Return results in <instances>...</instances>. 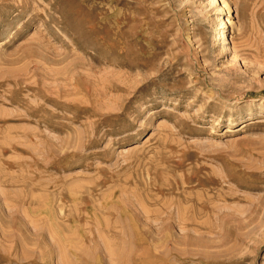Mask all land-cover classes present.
Returning a JSON list of instances; mask_svg holds the SVG:
<instances>
[{"label": "rangeland", "instance_id": "1", "mask_svg": "<svg viewBox=\"0 0 264 264\" xmlns=\"http://www.w3.org/2000/svg\"><path fill=\"white\" fill-rule=\"evenodd\" d=\"M0 264H264V0H0Z\"/></svg>", "mask_w": 264, "mask_h": 264}, {"label": "bare ground", "instance_id": "2", "mask_svg": "<svg viewBox=\"0 0 264 264\" xmlns=\"http://www.w3.org/2000/svg\"><path fill=\"white\" fill-rule=\"evenodd\" d=\"M220 37H221V38H222V37H225V28H223V32L221 33ZM222 47H223V49L225 48L224 45H223Z\"/></svg>", "mask_w": 264, "mask_h": 264}]
</instances>
